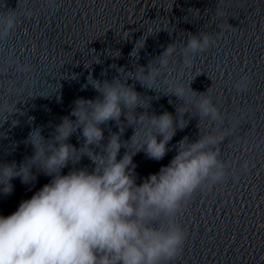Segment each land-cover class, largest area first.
<instances>
[{
  "label": "water",
  "instance_id": "obj_1",
  "mask_svg": "<svg viewBox=\"0 0 264 264\" xmlns=\"http://www.w3.org/2000/svg\"><path fill=\"white\" fill-rule=\"evenodd\" d=\"M16 7L18 13L30 10L33 15H21L15 31L0 43V162L19 165L33 153L25 143L33 127L42 126L48 137L76 98H94L89 77L126 78L124 73H134L137 66L147 71L149 62L175 42L174 66L153 85L157 91L127 80L150 105L136 111L166 110L175 116L181 102L164 94V79L187 82L199 74L191 87L209 89L225 114V126H235L220 145L221 159L235 175L224 185L203 188L187 205L180 219L188 238L174 264H264V0H0V11ZM149 29L153 33L139 48L137 42ZM200 30L213 34L216 43L195 57L191 69L183 68V43L188 33ZM245 73L251 83L247 91L237 92L234 84ZM184 115L189 123L177 129L162 160L148 159L142 151L133 157L137 183L168 164L184 136L198 137L199 118L191 116L194 111ZM102 127L105 138L119 131L115 122ZM209 127L206 121L200 124L201 131ZM133 131L125 127L121 139L128 140ZM78 137L79 131L70 139L76 147L83 143ZM125 147L135 151L136 145ZM245 161L246 170L241 167ZM75 166L91 170L93 165L83 156ZM33 172L34 181L24 184L16 177L12 193L0 194V215L14 212L51 179L35 167Z\"/></svg>",
  "mask_w": 264,
  "mask_h": 264
},
{
  "label": "clouds",
  "instance_id": "obj_2",
  "mask_svg": "<svg viewBox=\"0 0 264 264\" xmlns=\"http://www.w3.org/2000/svg\"><path fill=\"white\" fill-rule=\"evenodd\" d=\"M217 14L223 15L219 10ZM21 15L33 13H18L17 7L0 11V43L15 31ZM152 33L149 29L141 37L139 48ZM215 43L216 37L209 32L188 33L180 51L182 67L191 69L195 57ZM176 53V43H169L149 62L147 71L145 66H137L134 73H124L126 78L89 77L97 93L94 98H76L70 113L61 117L48 137L42 126L33 127L25 141L33 153L19 165L14 160L0 162V194L12 193L16 177L24 184L34 181L33 167L51 177L14 212L0 215V264H174L188 238L180 219L187 205L203 188L224 185L235 175L220 152L221 143L235 126H225V114L209 89L197 92L191 87L199 74L187 82L164 79V94L181 102L175 116L166 110L159 114L136 111L150 105L127 80L134 78L156 90L153 85L171 71ZM23 70H28L26 65ZM250 83L251 77L245 73L234 87L245 92ZM193 111L195 115H191ZM185 113L199 118L198 137L190 140L184 136L174 146L175 155L168 164L137 183L133 157L142 151L148 159L162 160L177 129L189 123ZM202 121L210 125L204 131ZM109 122H115L119 131H109L105 138L102 125ZM127 126L134 128L133 134L122 140ZM78 131L83 138L80 147L70 142ZM130 143L136 145L135 151L125 147ZM83 156L92 162L91 170L75 166ZM70 163L73 166L63 173ZM241 167L246 170L247 162Z\"/></svg>",
  "mask_w": 264,
  "mask_h": 264
}]
</instances>
